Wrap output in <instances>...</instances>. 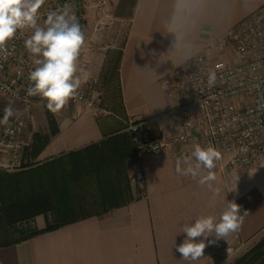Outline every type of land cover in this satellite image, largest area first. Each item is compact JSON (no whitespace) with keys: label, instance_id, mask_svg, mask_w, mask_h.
Here are the masks:
<instances>
[{"label":"crops","instance_id":"0c3cea01","mask_svg":"<svg viewBox=\"0 0 264 264\" xmlns=\"http://www.w3.org/2000/svg\"><path fill=\"white\" fill-rule=\"evenodd\" d=\"M103 1L100 9L96 3L82 9L78 18L85 36L78 59L84 72L77 73L82 82L98 77L112 39L111 24L121 19L115 11L123 0ZM262 5L264 0H135L118 64L128 118L154 117L175 105L178 100L166 96L162 79L206 44L222 39ZM47 109L44 126L35 127L28 114L32 128L24 139L26 144L31 145L34 133L50 132ZM51 113L57 132L34 161L53 160L102 140L100 121L92 106L67 103ZM172 154L173 150H166L159 156L145 155L137 160L132 171H140L144 183L127 205L0 246V264H216L214 254L223 247L249 242L264 233V159L247 173L240 167L226 168V155L221 153L212 169L216 180L209 188L199 183L207 169L201 168L195 179L182 176L176 172L178 159ZM6 159L0 147V165ZM22 160L31 158L24 154ZM228 201L240 205L241 214L247 212L238 231L214 242H210L215 236L211 233L202 258H181L176 245L185 238L183 225L200 216H213L218 221ZM35 225L44 228L45 218L35 217Z\"/></svg>","mask_w":264,"mask_h":264},{"label":"built area","instance_id":"2783aa9c","mask_svg":"<svg viewBox=\"0 0 264 264\" xmlns=\"http://www.w3.org/2000/svg\"><path fill=\"white\" fill-rule=\"evenodd\" d=\"M95 1L45 0L39 24L44 26L49 12L65 7L78 21L81 10L92 3L99 9L105 5L103 0ZM30 34L31 30L18 31L6 51L0 52V96L25 111L33 105V95L28 94L32 86L29 75L36 67L35 58L25 48ZM212 72L216 80L210 86ZM161 84L169 99L178 100L176 104L161 115L128 118L123 130L131 138L136 160L166 150H173L175 159H183L196 145L212 146L226 155V168L251 172L264 159V5L222 39L206 44ZM70 100L93 107L80 87ZM25 129L21 116L0 120V147L7 155L0 170L14 173L22 168ZM134 177L141 187L143 174L136 171Z\"/></svg>","mask_w":264,"mask_h":264},{"label":"trees","instance_id":"16d2710c","mask_svg":"<svg viewBox=\"0 0 264 264\" xmlns=\"http://www.w3.org/2000/svg\"><path fill=\"white\" fill-rule=\"evenodd\" d=\"M120 56L121 51L113 71L114 77L111 78L117 91V106L113 105L108 110L112 115L108 118L112 121L106 125L98 122L102 140L42 164L34 163L50 137L57 132L52 113L47 109L50 132L48 135L34 133L25 153L32 161L27 167L32 168L19 173L0 170V220L10 226L42 215L46 223L44 228L2 242L0 246L30 239L88 217L102 216L108 210L134 200L127 162L135 152L129 134L123 131L128 116L118 78ZM48 213L51 219L47 218ZM262 248L264 245L256 246V257L261 255ZM254 258L244 257L236 264H252Z\"/></svg>","mask_w":264,"mask_h":264},{"label":"clouds","instance_id":"9594fccd","mask_svg":"<svg viewBox=\"0 0 264 264\" xmlns=\"http://www.w3.org/2000/svg\"><path fill=\"white\" fill-rule=\"evenodd\" d=\"M44 3L45 0H0V52L6 51L7 43L17 36L18 31L23 34V31L31 30L25 40V48L35 58L36 67L29 75L32 86L28 94L46 99L47 108L57 112L76 97L81 86L82 79L77 73H83L84 70L78 66V58L85 36L68 7L60 12H49L44 26H41L39 10ZM215 80V73H210L209 85L214 84ZM12 115L13 110L6 108L4 120L7 121ZM220 158L221 153L216 148L196 145L190 158L177 160L176 172L195 179L201 168L207 169V174L200 176L199 183L211 188L210 182L216 180L212 169L215 168V161ZM245 215L247 212L241 214L240 205L228 201L218 221L213 216H200L192 223H185L182 230L185 238L176 245V251L185 260L196 261L202 258L206 241L212 236L210 234L215 233L212 236L214 240L210 242L224 239L238 231Z\"/></svg>","mask_w":264,"mask_h":264},{"label":"rangeland","instance_id":"374dc122","mask_svg":"<svg viewBox=\"0 0 264 264\" xmlns=\"http://www.w3.org/2000/svg\"><path fill=\"white\" fill-rule=\"evenodd\" d=\"M134 2L135 0H123L120 9L115 11L119 16H121V19L113 20L114 23L112 22L111 24L112 29L109 35L112 39L110 41V44L108 45L109 48L106 51L107 54L103 64L104 66L102 67V70L99 73L98 77L85 80L81 83L80 86V89L83 91V93L89 97L90 101L93 102L92 105L96 117L102 124L105 125L108 124L109 121H112L111 118H108L112 116L111 113L108 111L109 108L112 107L113 105L117 106V91L115 88V82L111 80V78L114 77L113 71L115 70V64L118 60L123 40L128 31L129 18L131 16V12H132L131 10L133 9ZM72 104H74L72 100H69L68 105H72ZM46 106H47L46 99L33 98V105L32 107H30L29 111L27 112L21 106L12 103L10 104L6 100H2L1 98L0 120L3 117H5V109L9 107L13 110L12 116L23 117L26 123V129L23 134V141H24V139L28 137V134L31 132V128H32L28 114L32 115V119H33L32 121L35 122V127L41 125L44 126L45 123L44 120L46 119L45 118ZM28 147H30V145L25 143L22 155H24L28 151L29 149ZM134 156H132V158L127 162L128 179L133 195L138 189L139 191L141 190L138 183L135 182L134 172L132 171V168L135 166L137 162ZM35 162L36 161H34V163ZM28 164H32V161L27 160L26 162H24L22 160V168L18 171H15L14 173L27 171L28 169L32 168V167H27ZM111 210H108V212H110ZM108 212H106L105 214H107ZM47 218L51 219L49 213L47 214ZM35 226H36L35 218L18 221L16 222V224L13 223L10 226H6L2 222V220H0V243L8 240H12L14 238L25 236L34 229H37ZM260 244L264 245V233H261L259 236L255 237L249 242L231 243L229 246L227 245L223 247L216 253V264H236L242 258L248 256H250V258L255 257L252 261V264H264V248H262L261 255L256 257V246Z\"/></svg>","mask_w":264,"mask_h":264}]
</instances>
